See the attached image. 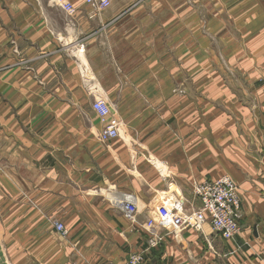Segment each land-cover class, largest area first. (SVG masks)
<instances>
[{
    "label": "crops",
    "instance_id": "1",
    "mask_svg": "<svg viewBox=\"0 0 264 264\" xmlns=\"http://www.w3.org/2000/svg\"><path fill=\"white\" fill-rule=\"evenodd\" d=\"M109 1L70 0L69 15L0 0V264H264V0L189 23L169 4ZM223 175L240 202L233 239L156 225L145 250L162 196L198 209L194 185Z\"/></svg>",
    "mask_w": 264,
    "mask_h": 264
},
{
    "label": "built area",
    "instance_id": "2",
    "mask_svg": "<svg viewBox=\"0 0 264 264\" xmlns=\"http://www.w3.org/2000/svg\"><path fill=\"white\" fill-rule=\"evenodd\" d=\"M95 10L104 9L108 6V0H86ZM69 15L75 12L70 0H55ZM92 110L105 121L110 113L109 106L105 99L96 98L92 102ZM117 136V127L114 124H107L99 132L98 137L108 141ZM196 199L200 202L198 209H186L185 199L178 195L166 194L162 196L161 203L156 209V215L144 222L148 230L147 246L145 250L156 247L162 240L156 230V225L171 226L174 232L183 228H192L202 231L203 225L209 223L212 229L223 239H233L239 232V220L241 217L240 202L237 195V186L227 175L214 180H204L196 183L192 189ZM123 203L128 215L133 211L128 201ZM132 213L129 217H131ZM54 229L62 236L67 234L65 226L55 221ZM125 264H144L143 253L132 252L129 254Z\"/></svg>",
    "mask_w": 264,
    "mask_h": 264
},
{
    "label": "rangeland",
    "instance_id": "3",
    "mask_svg": "<svg viewBox=\"0 0 264 264\" xmlns=\"http://www.w3.org/2000/svg\"><path fill=\"white\" fill-rule=\"evenodd\" d=\"M117 1L124 2L125 0ZM145 2L169 4L170 10L168 11V13L171 16V19L172 17H177V15L179 18H184L186 16L187 23L190 22L191 17H193V13L199 16L202 20H208L211 16L216 15V12H214L213 10L210 11V8H214V4L217 5V3H220L219 6L224 4V2L221 3L222 0H135V3ZM219 47L220 44L218 43V48Z\"/></svg>",
    "mask_w": 264,
    "mask_h": 264
},
{
    "label": "water",
    "instance_id": "4",
    "mask_svg": "<svg viewBox=\"0 0 264 264\" xmlns=\"http://www.w3.org/2000/svg\"><path fill=\"white\" fill-rule=\"evenodd\" d=\"M131 199V197L130 196H126V200H130Z\"/></svg>",
    "mask_w": 264,
    "mask_h": 264
}]
</instances>
